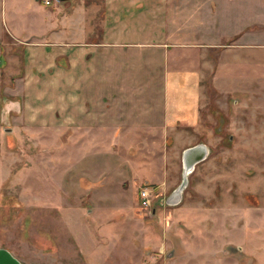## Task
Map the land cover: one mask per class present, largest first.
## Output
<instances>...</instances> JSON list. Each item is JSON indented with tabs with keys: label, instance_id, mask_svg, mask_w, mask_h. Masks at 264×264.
Listing matches in <instances>:
<instances>
[{
	"label": "rangeland",
	"instance_id": "rangeland-1",
	"mask_svg": "<svg viewBox=\"0 0 264 264\" xmlns=\"http://www.w3.org/2000/svg\"><path fill=\"white\" fill-rule=\"evenodd\" d=\"M111 2L0 0V247L26 264H264V69L232 81L214 50L199 120L147 131L161 53L96 44ZM200 142L210 155L167 204Z\"/></svg>",
	"mask_w": 264,
	"mask_h": 264
},
{
	"label": "crops",
	"instance_id": "crops-1",
	"mask_svg": "<svg viewBox=\"0 0 264 264\" xmlns=\"http://www.w3.org/2000/svg\"><path fill=\"white\" fill-rule=\"evenodd\" d=\"M111 1L106 24H112L103 32L106 39L96 44L135 47L146 55L161 53V58L146 59L148 66L157 60L165 69L162 91L154 98L157 105L152 99V81L148 74L145 78V105L138 115L144 117L147 131L171 130L175 125H194L199 120L204 69L209 67L214 50L225 52L226 69H233H228L226 76L232 81L239 78L234 76L239 67L264 69V62L252 55L264 46V0ZM218 4L224 7L218 9ZM141 19L145 27L139 26ZM154 115L159 120L150 123ZM140 125L130 124L128 130L141 131Z\"/></svg>",
	"mask_w": 264,
	"mask_h": 264
},
{
	"label": "water",
	"instance_id": "water-1",
	"mask_svg": "<svg viewBox=\"0 0 264 264\" xmlns=\"http://www.w3.org/2000/svg\"><path fill=\"white\" fill-rule=\"evenodd\" d=\"M61 2L67 0H59ZM211 148L205 142L187 147L183 151V178L181 183L166 198V203L177 205L183 199V192L189 183V175L195 170L197 164L208 158ZM0 264H26L13 254L8 248L0 247Z\"/></svg>",
	"mask_w": 264,
	"mask_h": 264
},
{
	"label": "built area",
	"instance_id": "built-area-1",
	"mask_svg": "<svg viewBox=\"0 0 264 264\" xmlns=\"http://www.w3.org/2000/svg\"><path fill=\"white\" fill-rule=\"evenodd\" d=\"M45 5H50L54 0H43ZM155 191V187L151 185H142L139 188L138 196L140 200V205L143 209L150 208L152 206V196Z\"/></svg>",
	"mask_w": 264,
	"mask_h": 264
}]
</instances>
